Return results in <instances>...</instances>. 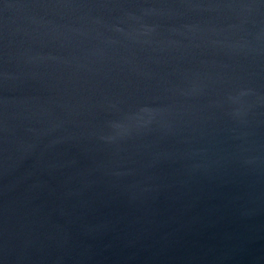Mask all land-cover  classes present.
<instances>
[{"label": "water", "instance_id": "obj_1", "mask_svg": "<svg viewBox=\"0 0 264 264\" xmlns=\"http://www.w3.org/2000/svg\"><path fill=\"white\" fill-rule=\"evenodd\" d=\"M0 264H264V0H0Z\"/></svg>", "mask_w": 264, "mask_h": 264}]
</instances>
